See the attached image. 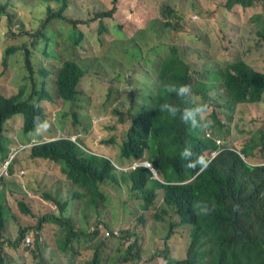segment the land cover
Masks as SVG:
<instances>
[{
  "label": "trees",
  "instance_id": "1",
  "mask_svg": "<svg viewBox=\"0 0 264 264\" xmlns=\"http://www.w3.org/2000/svg\"><path fill=\"white\" fill-rule=\"evenodd\" d=\"M17 1L29 4L28 0ZM119 1L111 0V3L107 4L110 8L102 10L103 14L116 18L120 12ZM78 3L74 0H61L57 9L48 6V16L62 19L69 28L77 27L82 20L76 19L73 6ZM257 3L264 9V0H194L193 9L180 15L176 22L170 23L159 18L150 22L148 27L156 41L150 37L140 40L136 35L127 37L121 32L120 25L114 28L117 37L126 38L129 44L133 43L123 51L124 57L118 56L119 60L124 62L126 57L130 56L131 66L135 63L141 65L137 72L144 78L149 75L154 78L140 82L137 90L126 91L131 103L130 108L141 98L144 103L134 116L135 124L130 137L126 133L125 140H119L116 136L111 138L110 141L118 147L109 153V157L93 152L85 157L68 138L42 140L31 145L33 137H52L56 133V129L51 128L52 124L49 122L52 120L48 117L44 120L47 121L48 128L39 134L35 130L37 118L45 115L41 105L45 100L54 102V99H46V91L43 88L37 89L35 74L27 60V53L31 54L32 50L26 49L24 45L18 46L17 50L25 52V70L33 82L23 92L3 96L0 101V168L9 161L8 171L13 174L14 170L16 180L25 183L30 180L37 166L49 169L54 166V162H58L61 172L66 176L65 186L67 191H70L71 200L83 204L82 212L86 217L88 208L98 211L100 203L108 199V193L111 190L122 191L125 184L140 192L142 210L151 211L154 220L164 227L161 236L166 245L178 225H187L191 228L193 240L200 241V245L205 244L206 252L213 254L210 264H264V161L258 163L259 165H250L246 161L256 157V148L260 149V157L264 158V119L250 141L241 149H237L219 146L216 142L218 134L214 131L205 136L203 128H200V134H197V129L191 128L178 117L171 118L166 112L159 110V106L166 102L179 103L181 107L187 106V101L182 102L175 93L165 89L166 83L190 85L197 102L212 104L208 97L213 101L216 97L225 101L231 100L233 113L240 103L264 102V77L261 73L244 64L217 70L204 67L203 73L201 70H192L186 59L179 55L177 48L167 42L171 30L175 35L185 29L191 31L188 32L191 34L187 39L201 36L206 28L202 22L199 24L198 15L210 19L224 8L235 16L240 14L243 20H247L250 18L248 11ZM89 4L101 7L102 1L91 0ZM8 7L15 11L18 9V6L0 0V17L8 15ZM244 11H247L245 17L242 15ZM168 12L175 10L168 8ZM193 14L198 15L193 18ZM121 17L124 18V14H121ZM259 17L260 14L254 15V18ZM12 19L13 16H9V20ZM228 21L229 16L224 22ZM72 41L77 44L73 39ZM55 44L52 42V45ZM176 45L178 46L177 43ZM12 50L14 48L8 52ZM212 74H215L212 80L216 81V84L205 81L210 80ZM79 76L80 68L74 63L69 62L62 68L58 86L61 95L65 97L63 101H71ZM115 79L119 82L130 80L120 72ZM215 108L218 109L217 106ZM18 114L22 115V119L13 117ZM15 118L20 119L21 126L11 134L7 122ZM232 118L233 116H230V120ZM185 146H191L195 154H210L217 148H220L223 154L216 167L195 176V172L185 167L186 163L180 157V152ZM132 163L135 167L131 170L119 168ZM251 171L255 172L256 177L252 182H247L246 174ZM45 196L56 206V212L40 217L36 227L40 231L44 223L59 225L63 237L56 239V247L66 256L68 263L73 264L75 243L79 241L81 232L75 227L72 212L68 214L69 201L51 193ZM249 201L254 202L245 214ZM193 203L200 207L211 204L216 212L211 216H204L199 209L190 206ZM1 213L0 206V216ZM174 214L180 215L178 221L175 220ZM4 229L7 231V226L0 221V233ZM27 231L22 230L16 236V232H7L12 235L6 237L12 257H15V252L19 250L20 242ZM123 233L127 238L134 236L129 230ZM95 234L96 232L90 234V237L94 238ZM135 244L136 240L130 247ZM101 252L98 248L94 254ZM38 256L44 259L45 264H49L43 250H39ZM0 263H6L1 244ZM178 264L193 263L184 261Z\"/></svg>",
  "mask_w": 264,
  "mask_h": 264
},
{
  "label": "rangeland",
  "instance_id": "2",
  "mask_svg": "<svg viewBox=\"0 0 264 264\" xmlns=\"http://www.w3.org/2000/svg\"><path fill=\"white\" fill-rule=\"evenodd\" d=\"M74 1L79 2L73 6L74 15L76 19L82 20L77 25L82 37L76 45L68 34L69 25L62 19L54 21L47 29V38L37 35L41 30V20L48 16V6L57 9L61 5V0H28L29 4L17 0H2L3 3L18 6V9L15 11L8 7V15L0 17V96L23 92L33 82L25 70V52L16 48L24 45L26 49L35 50L34 69L37 89L46 87L54 97L53 103L44 101L42 104L46 116L55 124L59 122L60 128L64 119L66 130L63 133L75 134L92 150L104 152L109 156V153L118 147L110 141L111 138L116 136L119 140L123 138L125 140L130 127L128 112L131 103L126 91L137 90L140 82L154 76L144 78L137 72L141 69L140 63L130 65V56H127L124 62L119 60L118 56L124 57L123 51L133 43H127L126 38L121 39L112 31L99 33L98 21L87 22L99 10L110 8L107 4L111 3V0H101V7L89 4L91 0ZM193 3L194 0H121L120 12L113 19L112 25L114 27L120 25L121 30L129 37L136 32L140 40L150 37L156 41L148 27L150 22L156 18L170 23L176 22L180 15L193 9ZM168 8L174 9L175 12L169 13ZM228 13L229 11L223 8L210 19L193 14V18L194 15H198L199 24L202 22L206 31L201 36L187 39L191 34L188 32L191 31L185 29L176 32L175 35L170 29L167 42L177 48L179 55L186 59L192 70H201L202 73L205 66L224 68L228 62L240 59L257 69L264 70V9L257 3L248 11L250 18L243 20L246 33L244 43L229 33L228 24L224 22ZM121 14L125 17L122 18ZM246 14L247 11H244L242 15L245 17ZM255 14H260V17L254 18ZM9 16H13L12 21L9 20ZM106 22L109 25L111 20L107 18ZM259 31L263 32L262 36L259 35ZM52 42L56 44L52 45ZM11 48L14 50L8 52ZM73 49L78 58H88L91 63L89 73L79 85L81 94L79 102L75 105H71L69 103L71 101L63 102L58 97L54 75L49 73L57 70ZM53 54L60 56V60L54 58ZM118 72L130 80L117 81L115 77ZM214 76L215 74H212L210 79ZM209 106L208 118L213 121V113H216L221 120L217 126L219 136L216 137V141L227 147L241 149L250 141L253 133L258 131L264 119V102L238 106L230 121L227 112L216 109L214 103ZM13 117L22 119L21 114ZM99 117H105L106 120L95 122ZM20 126L21 121L17 118L7 122L11 134ZM55 128L56 135L61 134L56 126ZM202 131L207 136L212 130L209 126ZM38 140L35 139L31 143ZM254 153L256 157L250 158L251 162L264 161V158L260 157L259 148H256ZM127 166L129 165L124 164V167ZM187 174L189 175L190 172L188 171ZM9 182L14 185L12 191H6L4 199L7 207V231L4 229L0 234V244L3 247L6 264H39L40 249L45 251L49 264H69L66 256L56 248V239L63 237L59 225L44 223L40 232L35 229L40 217L54 211L53 203L46 199L47 192L57 190L64 197L67 186H57L59 181L53 174L45 177L42 166H37L30 180L25 183L16 180L13 170L12 177L6 179L4 184ZM63 200L69 201V211L72 212L70 192ZM21 201H25L31 208V214L19 209L18 204ZM141 203L140 192L125 184L122 191L111 190L108 199L100 203L98 211L95 208H88L87 217L82 212L83 204L77 202L73 221L76 229L81 232V237L75 243L76 254L73 264H92L95 250L98 248L103 254L101 264H164L168 254L185 256L192 239L191 228L187 225H178L168 242L171 243V249L167 250L161 236L164 227L154 220L151 211L141 209ZM174 216L176 221L180 219L179 214ZM100 226L107 230L117 229L122 235L108 237L98 231L94 238H91L92 228ZM22 230H28L26 234L32 235L34 244L31 247H24L21 240L19 250L15 252V257H12L6 241V237L12 235L7 232H16V236ZM125 230L131 231L134 236L127 238L123 233ZM134 240L136 244L129 251L130 244Z\"/></svg>",
  "mask_w": 264,
  "mask_h": 264
},
{
  "label": "clouds",
  "instance_id": "3",
  "mask_svg": "<svg viewBox=\"0 0 264 264\" xmlns=\"http://www.w3.org/2000/svg\"><path fill=\"white\" fill-rule=\"evenodd\" d=\"M8 1H10V0H8ZM120 1H119L118 6H120ZM102 10H104V9H102ZM102 10H99L90 19V21H98L99 26H100L99 27V33H102L104 31H110V30L112 32H114L115 31L114 28H116V27H114L112 25L113 18H110L108 15H104L103 14L104 12ZM227 15L229 16V21L227 23L228 24L227 26L229 27V33L233 34L234 37H236L237 39L241 40V42L244 43L245 42L246 33L244 31V24H243L242 16L240 14L235 16L231 12H229ZM107 18H109L111 20L109 25L106 22ZM194 18H195V16H194ZM56 20H59V19L50 18L49 16H47L45 19H42L41 20V30H39L37 35L42 36L44 38H47V33H46L47 29ZM61 26L64 27V25H61ZM120 30H121V28H120ZM121 32H123V31L121 30ZM68 33L70 34V37L74 41H76V43L78 44L80 39H81V37H82V32L79 31L77 29V27H74V28H69L68 27ZM258 33H259L260 36L263 35L262 31H259ZM133 35H136V32H133V34L130 37H132ZM127 37H129V36H127ZM34 54H35V50H32L31 54L27 53V60H28V63L30 64V68L32 69V71L35 74ZM53 57L58 59V60H60V57L57 54H53ZM69 62L74 63L75 65H77L80 68L79 79L76 82V84L74 85V96L71 98V102H69L71 105H75V104H77L79 102V98H80V94H81V90L79 88V85L82 82V79L89 73L90 67H91V63H90V59H88V58H78L77 54H76V51L74 50L71 55H69L65 60H63L61 62V64L58 66L57 70L49 72L52 75H54L53 80H54V84H55V87H56V93H57L58 97L61 100L63 98H65V97H63L61 95L60 90H59V86H58L59 75H60V72H61L62 68ZM240 64L246 65L251 70H253V71L257 72V73H264V70L255 68L253 65H251L250 63H248L247 61H245L243 59L232 61V62H228L224 68H221V67L213 68L212 66H205V67H212L214 70H217V69H225V68H228V67L237 66V65H240ZM120 74L122 75L121 72H120ZM146 77H148V76H146ZM205 81L211 82L213 84L217 83L216 81H214L212 79L205 80ZM164 87H165V89L168 92L175 93L176 97H178L182 102L183 101H187V106L181 107V105L179 103L166 102V103H163V104H161L159 106V110L160 111L166 112L168 114V116L171 117V118H177L178 117L184 123L189 124L191 126V128L197 129L196 130L197 134H200V131H199L200 128H207V127L210 126L211 130L214 131L215 133H217L218 136H219V131H218L217 126L221 123L220 118H218L216 113H213V121H211L208 118V115H209V112H210L209 104L207 102H197L194 99V97H193V92H192V88H191L190 85H188V84L176 85V84H168V83H166V84H164ZM43 89L47 93V98L46 99L54 98L52 93H51V91L49 89H47L46 87H43ZM3 96H5V95L0 96V101L3 98ZM207 97H208V95H207ZM208 98H209V101H211V103L212 102L214 103V101L210 97H208ZM217 98L218 97H216V99ZM45 101L49 102L47 100H45ZM63 102H68V101H63ZM49 103H53V102H49ZM143 103H144V100H143V98H141L139 102L134 104L129 109L128 119L130 121V127L127 130V134H128L129 137H130V133H132V131H133V127H134V124H135L134 116L136 115V113H138V111L140 110L141 105ZM214 105H215V103H214ZM148 107L150 108V105H148ZM43 109H44V114L45 115L43 117L37 118V126H36L35 130H36V132L38 134L41 131L46 130L48 128L47 121H44L46 119V117H47L46 116L47 114L45 112V108L44 107H43ZM39 114H40V109H39ZM105 120H106L105 117H99L95 122H100V121L104 122ZM228 120L230 121V117H229ZM49 123L52 124V126H51L52 129H56L55 128V126H56L58 128V131L61 134L56 135V133H57V131H56V133L52 137H47V136L41 135V136H38V137H33L31 141H33L35 139H39L38 141L34 142V143H37V142L42 141V140H50V139H55V138H63V139H67L68 138L69 141L73 142L76 145V147L79 148L83 152V156H85V157H88L89 154L92 153V152L96 153L98 155H104V156L109 157L104 152H101V151L96 152V151L92 150L91 148H89L88 146H86L84 141L81 138H79V136H77L75 134L67 135V134L63 133V131L66 130V125L64 123V119H63V128L64 129L58 127V125L55 124L54 121H50ZM34 143H31V145H33ZM217 143H218L219 146L223 145L220 142H217ZM231 148H233V147H231ZM222 154H223V152L221 151L220 148L215 149L210 154H195L191 146H185L182 149V151L180 152V157L186 163V165H184V166L187 167L188 169L194 171L195 172V176H197L198 174L201 175L202 172H208L211 169H213L214 167H216L217 162H218V160H219V158H220V156ZM242 156L244 157V155H242ZM246 161L250 165H259L258 163L251 162L250 158H249V160H246ZM146 163H148V162H146ZM53 165L54 166L52 168H49V169H45V168L42 167L44 176L45 177H49L50 175L53 174V175H55L58 178L59 183H58L57 186H59V187L60 186H65L66 176L61 172L59 163L58 162L57 163L54 162ZM246 165L249 166L248 164H246ZM8 166H9V161H6L4 163V165H3V167L0 168V206L2 207V213H1V216H0V221H1L2 224H6L7 223V207H6V204H5V201H4L5 195H6V191L7 192L12 191L13 190V185H14L12 182L4 184V183H6V179H9L10 177H12V173H10L8 171V169H7ZM134 167H135L134 163L130 164L127 167L119 166V168L123 169V170H131ZM255 177H256L255 176V172L251 171V172L246 174V181L247 182H252V180L255 179ZM68 192H70V191H67V193ZM47 193H51V194L57 195L59 198H61V195L58 193L57 190H54L53 192H47ZM66 194L64 195V197L66 196ZM253 202L254 201H252V202L249 201L247 203V208L245 210V214L248 213V211L251 208ZM76 203L77 202H73L72 201V207H73V208H71L72 209V216L74 215V212L76 210ZM190 206L199 209L200 212L204 216H211V215H213L216 212L215 207L213 205H211V204H208V205L204 204V206L200 207L196 203H193ZM18 207L24 213H29V214L32 213L31 208L26 204L25 201L19 202ZM53 212H56V206L55 205H54V211ZM70 213L71 212L69 211V206H68V214H70ZM35 229L38 232L41 231V230L39 231L37 229V227ZM92 230H93V233L96 232V234H97L98 231L103 232V234L108 236V237H111V236L120 237L122 235L120 233V231L117 230V229L107 230V229L103 228L102 226H100L98 228L93 227ZM254 233H257V232H254ZM33 244H34V240L32 238V235H27L26 234V236L22 240V245L24 247H31ZM200 244H201L200 241H195L192 238L190 246H189V249L187 250V253H186L185 256H174L173 254H168L165 257L164 264H178L179 262H184V261H192L193 264H210V262L213 259V254L206 252L205 244H202V245H200ZM166 247H167L166 248L167 250H170L171 249V243H168V245H166ZM131 248L132 247H130L129 251H131ZM43 255L45 256V251L44 250H43ZM177 257H179L180 259H177ZM102 258H103L102 252L99 253V254H94L92 264H101ZM38 261H39V264H45L44 259L42 257H40V256H38ZM0 264H6V263H0Z\"/></svg>",
  "mask_w": 264,
  "mask_h": 264
},
{
  "label": "crops",
  "instance_id": "4",
  "mask_svg": "<svg viewBox=\"0 0 264 264\" xmlns=\"http://www.w3.org/2000/svg\"><path fill=\"white\" fill-rule=\"evenodd\" d=\"M260 75L264 77V73H261ZM214 103L218 107V109L227 112L229 114V117L233 116V114H234L233 113V104H232L231 100L225 101L224 99H220L218 97L216 100H214ZM246 104H252V103H250V102L240 103L237 105V107L242 106V105H246Z\"/></svg>",
  "mask_w": 264,
  "mask_h": 264
}]
</instances>
